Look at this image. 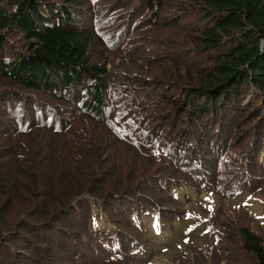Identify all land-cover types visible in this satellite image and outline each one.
Masks as SVG:
<instances>
[{
	"label": "trees",
	"instance_id": "obj_1",
	"mask_svg": "<svg viewBox=\"0 0 264 264\" xmlns=\"http://www.w3.org/2000/svg\"><path fill=\"white\" fill-rule=\"evenodd\" d=\"M166 1L124 0L121 12L113 15L122 16L128 35L135 28L154 29L145 33L152 49L145 62L151 74L127 68L117 83L143 93L142 107L150 111L138 122L149 117V128L157 136L167 133L177 152L151 153L139 160L141 171L148 168L149 173L135 170L130 178L116 152L81 168L79 157L100 150L98 144L81 149L78 138L70 156L46 157L44 148L33 152V161L22 156L26 150L20 138L37 129L53 125L64 137H76L77 114L90 115L104 106L109 75L93 60L94 43L100 47L95 32L81 26L85 0H0V264H115L112 248L117 245L116 256L132 251L137 237L121 227L115 236L96 231L90 202L80 196L102 202L112 223L110 215H122L123 226H131L132 215L156 208L154 201L168 204L179 199L175 192L200 191L197 185L189 187L186 175L198 171L194 163L209 155L221 159L223 149L238 139L232 135L254 122L261 129L264 0H176L175 10L164 16L163 25L171 31L159 39L158 53L152 23L168 9ZM143 10L146 15L139 14ZM44 97L62 104L49 112L37 110ZM158 181L165 185L157 186ZM165 209L171 215L172 209ZM240 235L255 263L264 264L262 239L246 229Z\"/></svg>",
	"mask_w": 264,
	"mask_h": 264
},
{
	"label": "rangeland",
	"instance_id": "obj_2",
	"mask_svg": "<svg viewBox=\"0 0 264 264\" xmlns=\"http://www.w3.org/2000/svg\"><path fill=\"white\" fill-rule=\"evenodd\" d=\"M123 1L85 0L80 10L83 13L82 28L93 30L100 44L99 47L94 43L96 52L93 60L100 61L109 75L104 106L90 115L77 114L74 121L76 137H64L58 127L51 125L49 128L37 129L31 136L20 138L21 147L26 150L22 156L27 157V161H33V152L42 148L46 157L54 154L70 156L78 138L81 149L91 150L92 146L98 144L100 150L97 155L79 157L81 168L87 169L95 159L104 160L108 152H116L118 164L131 178L135 170L137 174L142 171L149 173L148 168L141 171L139 160L149 158L151 153L172 150L173 155L177 154L174 143L169 144L167 133L157 136L156 131L149 128V117L138 122V116L150 111L148 107H142L145 104L143 98L140 100L143 93L134 87H123L117 83L129 71L143 76H149L152 72L145 63L152 52L151 44L145 41V33H152L154 29L145 25L138 30L135 28L128 35L124 21H121L122 16L113 18V15L121 12L118 7ZM175 4L176 0H167L164 6L168 9L159 11L152 23L155 24L154 47L158 53L159 46H163L159 39L166 36L165 32L171 31L163 25L164 16L175 10ZM139 14L147 13L143 10ZM112 44L116 47H111ZM153 63L152 59L151 66L157 69L159 66ZM41 103L42 106L37 110L42 112L52 111L62 104L48 97L42 98ZM263 126L259 129L254 122L249 129L232 135V138L237 135L238 139L232 143L233 140L229 138L231 149L224 148L220 154L223 157L219 160L213 155L203 157L205 152L199 154L203 158L194 163L195 167L200 165L198 171L186 175L191 179L189 187L195 188L197 185L200 191L187 189L175 192L179 199L168 204L154 201L156 208L143 211L140 217L132 215L131 226H123L125 218L122 215H110L117 224L112 223L106 216L107 212H104L102 202L95 201L87 194L80 196L78 199L86 198L90 202L96 231L106 230L110 236H115L121 227L137 237L138 247L116 256L118 250L115 245L110 252V259L115 264H256L254 256L244 249L240 232L246 229L264 242ZM28 131L24 130L25 133ZM8 136L10 138L11 134ZM164 143L168 144L167 149ZM44 163L48 164V160ZM127 179L126 176L125 182ZM164 185V182H157L159 187ZM170 188L168 193L172 196ZM141 190L144 191L143 188ZM166 195L162 193L161 199ZM158 208L163 209L158 213ZM167 208L172 209L169 216L163 213ZM104 245L110 248L109 243ZM17 252L22 254L24 251ZM97 261L101 262L102 259L97 258Z\"/></svg>",
	"mask_w": 264,
	"mask_h": 264
}]
</instances>
